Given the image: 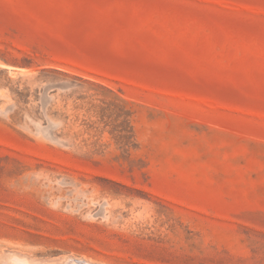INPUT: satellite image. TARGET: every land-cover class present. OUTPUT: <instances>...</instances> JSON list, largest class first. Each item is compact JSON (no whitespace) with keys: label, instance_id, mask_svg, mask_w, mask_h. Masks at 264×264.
I'll return each mask as SVG.
<instances>
[{"label":"rangeland","instance_id":"374dc122","mask_svg":"<svg viewBox=\"0 0 264 264\" xmlns=\"http://www.w3.org/2000/svg\"><path fill=\"white\" fill-rule=\"evenodd\" d=\"M86 263L264 264V0H0V264Z\"/></svg>","mask_w":264,"mask_h":264},{"label":"trees","instance_id":"16d2710c","mask_svg":"<svg viewBox=\"0 0 264 264\" xmlns=\"http://www.w3.org/2000/svg\"><path fill=\"white\" fill-rule=\"evenodd\" d=\"M34 80L36 81H41V82H45L46 84L43 86H39L36 87L33 90V93L36 97L40 98L41 97H47V93H52L55 92L57 90L58 87H62V88H70V87H83L84 84H90V79L89 78H85L82 77L78 74L75 73H71L69 71H65V70H61L58 68H42L40 70H38L36 73H34ZM109 92H112L110 89H107ZM29 86H25L24 90L22 92V96H23V101H27V96L29 95ZM74 95V91H71L69 93H67V95H63V99H64V109L61 108V110L56 109L54 111H50L51 107H52V102L53 101H49L47 107L45 105V103H39V106L36 108V111L39 112V110H41L42 108H45V112L47 113H52L54 114V116H59L61 119H63L64 122H67V120L69 119L70 115L73 114L74 115V119H78L79 117V112L81 110V108H83V100L87 99V97H89L90 95H86V94H77L75 96ZM73 96V113L67 112L66 111V99L67 97H72ZM115 99L117 100L118 98L115 97ZM116 100H112L109 102H105V106H99V117L100 120H103L104 122V126L109 124L108 120H118L120 117H122L121 121L119 123L113 124V126L111 127V129H109V131L111 133H114L113 135L117 138V139H123V138H128V136H126L125 134H122V131L125 129V127H123L125 121H126V117L129 114L128 111H125L123 109V105L116 102ZM92 106H94L92 104ZM107 110H109L107 112ZM105 117L108 118L107 120H105ZM82 121L84 123H87V128L85 129V132H87L90 136V126L92 124H90V99L87 100V105L85 108V111H83V117H82ZM46 123V122H44ZM94 123V122H92ZM100 131H103V129H101ZM49 135L53 138H67L68 136V131L64 132V131H50ZM78 134L75 133L74 136H77ZM94 143H96V141H94ZM94 151H98V149H94Z\"/></svg>","mask_w":264,"mask_h":264},{"label":"water","instance_id":"95a60500","mask_svg":"<svg viewBox=\"0 0 264 264\" xmlns=\"http://www.w3.org/2000/svg\"><path fill=\"white\" fill-rule=\"evenodd\" d=\"M23 68L21 67H15L13 65L5 64L4 70L10 74V75H15L19 76L22 75L24 72L22 71Z\"/></svg>","mask_w":264,"mask_h":264},{"label":"bare ground","instance_id":"6f19581e","mask_svg":"<svg viewBox=\"0 0 264 264\" xmlns=\"http://www.w3.org/2000/svg\"><path fill=\"white\" fill-rule=\"evenodd\" d=\"M83 263V262H82ZM87 264V263H86Z\"/></svg>","mask_w":264,"mask_h":264}]
</instances>
